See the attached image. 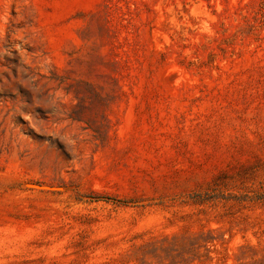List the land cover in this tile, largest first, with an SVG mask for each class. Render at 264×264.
<instances>
[{
	"label": "rangeland",
	"instance_id": "rangeland-1",
	"mask_svg": "<svg viewBox=\"0 0 264 264\" xmlns=\"http://www.w3.org/2000/svg\"><path fill=\"white\" fill-rule=\"evenodd\" d=\"M0 264H264V0H0Z\"/></svg>",
	"mask_w": 264,
	"mask_h": 264
}]
</instances>
